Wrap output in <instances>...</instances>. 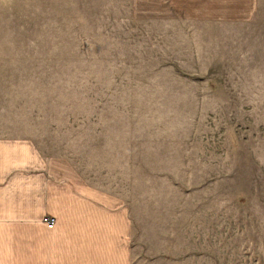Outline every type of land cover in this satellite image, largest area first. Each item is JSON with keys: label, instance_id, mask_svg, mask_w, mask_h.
<instances>
[{"label": "rangeland", "instance_id": "obj_1", "mask_svg": "<svg viewBox=\"0 0 264 264\" xmlns=\"http://www.w3.org/2000/svg\"><path fill=\"white\" fill-rule=\"evenodd\" d=\"M0 23L26 134L125 202L133 264H264V0L248 23L129 0H17Z\"/></svg>", "mask_w": 264, "mask_h": 264}, {"label": "crops", "instance_id": "obj_2", "mask_svg": "<svg viewBox=\"0 0 264 264\" xmlns=\"http://www.w3.org/2000/svg\"><path fill=\"white\" fill-rule=\"evenodd\" d=\"M16 6L0 0V16ZM259 7L260 0H129L133 19L170 26L248 23ZM24 99L22 75L0 71V264H133L127 205L26 134Z\"/></svg>", "mask_w": 264, "mask_h": 264}, {"label": "built area", "instance_id": "obj_3", "mask_svg": "<svg viewBox=\"0 0 264 264\" xmlns=\"http://www.w3.org/2000/svg\"><path fill=\"white\" fill-rule=\"evenodd\" d=\"M46 222L52 225L54 223L53 219L51 218H46Z\"/></svg>", "mask_w": 264, "mask_h": 264}]
</instances>
